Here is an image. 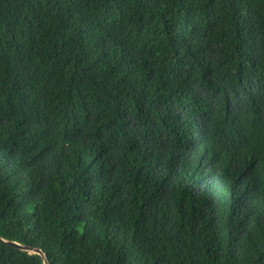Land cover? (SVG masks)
Listing matches in <instances>:
<instances>
[{
    "label": "trees",
    "instance_id": "1",
    "mask_svg": "<svg viewBox=\"0 0 264 264\" xmlns=\"http://www.w3.org/2000/svg\"><path fill=\"white\" fill-rule=\"evenodd\" d=\"M0 264H264V0H0Z\"/></svg>",
    "mask_w": 264,
    "mask_h": 264
},
{
    "label": "water",
    "instance_id": "2",
    "mask_svg": "<svg viewBox=\"0 0 264 264\" xmlns=\"http://www.w3.org/2000/svg\"><path fill=\"white\" fill-rule=\"evenodd\" d=\"M0 240H1V241H4V242H6V243H8V244H10V245L16 246V247H18L19 249L25 250V251H27V252L39 253V254H41L42 256H44V253H43L42 250H40L39 248H31V247H27V246H25V245H22V244L16 242V241H7V240H5V239H3V238H1V237H0ZM45 263L47 264V262H45Z\"/></svg>",
    "mask_w": 264,
    "mask_h": 264
}]
</instances>
